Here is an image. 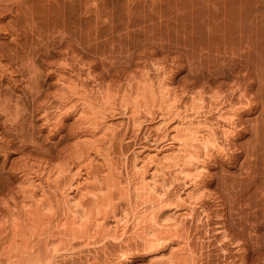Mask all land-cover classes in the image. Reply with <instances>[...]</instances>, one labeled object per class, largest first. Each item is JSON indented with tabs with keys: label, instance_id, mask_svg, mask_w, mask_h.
<instances>
[{
	"label": "bare ground",
	"instance_id": "1",
	"mask_svg": "<svg viewBox=\"0 0 264 264\" xmlns=\"http://www.w3.org/2000/svg\"><path fill=\"white\" fill-rule=\"evenodd\" d=\"M24 7L23 16L30 13L29 4ZM57 31V36L54 31L43 39L40 35L45 40L40 48L31 38L24 53L16 47L10 52V58L16 57L14 61L20 60L28 71L24 84L44 125L59 129L68 116L74 121L71 139H65L68 143L59 151L32 145L13 161L11 171L0 172V264H60L82 251L100 254L102 262L96 264L112 256L131 260L134 251L147 252L150 264H199L203 245L194 229L206 228L212 211L203 192L207 166L239 153L232 150L242 132V114L256 106L248 94L254 77L249 78L250 72L241 77L236 68L231 82L214 83L212 73L196 71L176 84L170 60L167 65L166 58L159 59L158 47L150 41L125 49L95 46L94 52L81 53L73 38L65 40L71 31ZM85 54L93 57L88 60ZM6 64L0 63L2 68ZM42 66L54 76L53 91H46L39 78ZM220 72L228 74L225 69ZM40 94L45 96L42 103L36 100ZM18 102L17 113L23 107H17ZM149 119L155 124L147 135L162 143L134 151L130 162L124 152L118 155L122 160L114 157V143L137 138ZM7 121V132L23 140L22 123ZM214 197L216 206L219 196ZM216 214L215 218L222 213ZM223 223L215 220L212 235L226 251L233 239ZM96 255H87V261ZM238 256V263L233 259L215 264H246L242 252Z\"/></svg>",
	"mask_w": 264,
	"mask_h": 264
},
{
	"label": "rangeland",
	"instance_id": "2",
	"mask_svg": "<svg viewBox=\"0 0 264 264\" xmlns=\"http://www.w3.org/2000/svg\"><path fill=\"white\" fill-rule=\"evenodd\" d=\"M0 1L1 64L4 62H9L10 64L11 61L15 60L16 57L10 58V54L15 47L20 53H24L25 49H29L26 46L31 44L32 38L36 47L40 48L42 45L40 46L39 44L45 41L42 42L41 39L43 37L53 34V31L57 36V29L65 27L68 33L71 31L65 40L72 42L74 40L73 43L79 50H82L81 53H83L84 49L94 52L95 46H101L99 49L110 47L125 49L133 48L144 41L152 42L153 46L158 47L157 55L158 57L160 56L159 59H162L161 57L163 59L166 58V60H162L167 65L171 62L169 66L174 71H172V74L175 75L176 84H179V81L196 71H204L206 74L212 73L214 83L219 82V80L225 83L226 80V84L227 81L228 83L231 82L232 74H234H231V72H235L236 68H240V71L236 72L239 74L241 72L242 76L237 74L241 77L245 76V74L248 75L250 72L249 78L252 79L254 77L252 79L254 82L251 86V92L248 94L256 106L248 110L249 112L245 111L242 114V132L237 136L236 144H234V149L232 150L239 153L235 155L234 159L229 157L220 158L214 164L211 162L210 166H207V183L203 192H206L205 198L206 200L208 199L207 202L210 203L212 211L208 218V226L205 228L200 225L201 227L198 226L194 229V232L195 235H200L198 244L203 245L200 248L202 251H199L201 257L199 264H215V262L233 261V259L238 263V255L241 252L246 264H264V0ZM3 3L6 6L8 4L4 9L2 7ZM20 4L22 9L26 5L28 7L29 4V14L32 16L26 13L23 16L24 9L21 10ZM28 8L26 9L29 10ZM27 10L25 11L27 12ZM32 23L35 25H32ZM24 26H26L25 29ZM48 29L52 33H49ZM38 31H41V34ZM37 33H39V37ZM164 45L165 47H163ZM167 54L168 57H165ZM22 56L24 57L23 59L26 58V54ZM57 56L54 55L52 58H57ZM91 56V54L88 56L87 54L83 55L88 60L93 57ZM42 57L43 55L39 53L37 57L38 63L41 62ZM49 58L48 60H53L51 57ZM95 58L98 59L96 56ZM166 61L169 62L166 63ZM9 64H6V68H2L0 65V99H2L0 100V135L3 134V138L0 137V172L3 174H6L9 169L11 171V164L15 160L17 161V158L22 157L23 153L31 150L32 145L38 146L41 144V146L49 147L54 152L59 151V147L61 145L63 147L67 140L71 139V133L69 132H72L71 124L74 121V117L68 116L62 123L65 125H62L63 127L60 126L59 129L50 130L47 125H44L46 123L43 122L44 119L40 116L41 112L35 107L37 106L35 101L30 99L24 84L28 74L26 67H23L24 64L22 63V65L20 60ZM20 65L22 66L20 67ZM2 66L5 67L4 65ZM16 66L18 67L16 68ZM10 68H14V70ZM42 69L43 71H41L44 74L42 75L43 77L39 76V78H43L40 79L46 91H53L54 76L49 74L47 69H44V66H42ZM222 69L228 72L226 76L221 74L220 71ZM250 79L249 81H251ZM5 91L7 92L4 93ZM6 95L10 98L5 97ZM38 96L36 100L39 101L45 98L43 94ZM233 96H235V93ZM17 97L19 98L17 99ZM16 100L19 101L17 107L19 104L23 105L22 109H20L21 106L19 105V116L16 115L18 113L14 105ZM39 101H37V104ZM39 103H42V101ZM9 105L10 107H8ZM7 111L8 114L5 113ZM8 119H15L18 124L22 123L23 129L25 128L23 140H20L13 133L7 132L8 128L5 129V126L8 124ZM153 122L150 119L145 121L142 127L145 130L143 131L141 128L137 138H127L121 145L118 141V143L115 142L112 155L114 154L113 156L118 158L125 153L128 155L129 161L134 155L133 153L143 149V147L145 149L146 146L154 147L162 143L160 141L156 143L153 138L151 139V136L147 135L151 129L150 126L152 127L155 124ZM9 139L11 141L10 144H2V142ZM120 152L122 153L120 154ZM120 157L118 159L122 160ZM97 167L95 168L100 169ZM208 192L210 196L207 195ZM211 196H219L215 199L219 202L216 206ZM215 213H217L216 215L218 213L222 214L215 218ZM217 219L221 220L222 223L223 221L226 222L223 225H226L224 227L227 232L229 230L228 234L231 233L229 235V237L231 236L230 240L233 239L234 241H231L232 244L229 245L226 251L220 248L219 242L212 235V228ZM85 252L82 251L76 255L68 256L63 261L65 264H96L102 262L103 258L100 254L98 256V253L87 252V254ZM200 252L202 253L200 254ZM87 255H96L98 257L95 259L96 261L93 259L87 261ZM110 258L104 264H150L152 261L151 257L144 251H134L131 260H116L117 258L114 256ZM63 263L60 261V264Z\"/></svg>",
	"mask_w": 264,
	"mask_h": 264
}]
</instances>
